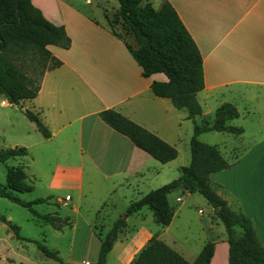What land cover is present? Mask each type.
<instances>
[{
  "label": "crops",
  "instance_id": "1",
  "mask_svg": "<svg viewBox=\"0 0 264 264\" xmlns=\"http://www.w3.org/2000/svg\"><path fill=\"white\" fill-rule=\"evenodd\" d=\"M96 2L92 6L91 0H31L49 22L64 28L70 46L48 48L61 65L44 73L33 100L18 107L0 97L1 106L37 113L50 132V137L44 138L31 122L33 128L26 126L11 148L27 150L25 157L16 158L30 161L28 170L22 166L26 182L29 183V177L37 183L46 180L48 197L55 201L67 199L60 204L62 207L71 205L73 197L93 195L99 197V202H105L104 198L118 192L123 198L129 197L130 204L180 177L178 168L173 166L175 160L166 164L154 160L105 124L99 116L102 111L120 113L177 150L181 143L189 144L190 150L193 135L194 124L187 118V112L151 91L153 82H166L167 77L162 73L142 76L124 41L112 32L108 11L102 2ZM145 2L156 10L165 2L170 3L202 55L204 88L197 94L202 114L196 122L211 119L210 114L223 103L233 104L239 114L229 122L230 126L237 127L235 121L243 116L253 118V131L257 133L253 142L235 147L228 160L221 153L233 166L212 174L210 181L231 209L251 219L264 248V0ZM126 41L136 47L133 38ZM244 133L243 129L242 135H231L242 142ZM189 195L182 186L168 194L173 209L169 226L155 228L149 224L155 222L145 212L147 208L128 217L107 258L113 254L116 264H131L136 254L156 238L188 262L196 259L204 245L213 243L210 264H228L227 236L213 235L217 232L212 222L209 227L202 222L201 240L192 247L165 237ZM71 210L79 216L77 208ZM61 218L71 222L68 216ZM82 221V236L89 246L85 255L94 256V252H99L100 240L93 232V222ZM70 228L75 230L74 242L77 222H71Z\"/></svg>",
  "mask_w": 264,
  "mask_h": 264
},
{
  "label": "trees",
  "instance_id": "2",
  "mask_svg": "<svg viewBox=\"0 0 264 264\" xmlns=\"http://www.w3.org/2000/svg\"><path fill=\"white\" fill-rule=\"evenodd\" d=\"M116 1L119 5L118 12L108 21L112 32L124 41L127 50L141 68L143 77L148 78L157 73L167 77L166 82L151 84L152 93L169 99L176 109L185 110L194 128L190 140V163L180 168L178 179L131 202L104 233L93 226V232L100 240L95 264H106L119 233L126 226V219L142 209L147 208L152 213L157 225L169 226L173 219V209L167 196L181 186L184 192L201 195L213 208L215 217L224 225L229 247L228 264H264V248L257 238L251 219L242 212L231 209L210 181L212 174L226 170L233 164L225 161L218 147L198 140L199 135L207 132L222 131L235 136L242 135V128L229 125L239 115L236 107L231 103H223L215 110L211 119L203 118L200 123L196 122L195 119L202 114L197 94L204 88L203 58L178 14L168 2L156 10L145 0ZM117 26H120L123 33L117 30ZM128 37L134 39L135 48L126 41ZM50 46L69 48L70 39L63 27L49 22L33 6L31 0H0V97L12 106L21 107L24 101L33 100L37 96L44 73L61 65L51 55L48 49ZM24 54L33 55L42 65L38 79L26 74L18 64L20 56ZM24 115L35 124L44 138L50 137V132L37 113L26 109ZM99 116L110 128L127 137L137 148L159 163L166 164L177 158L178 151L174 146L120 113L105 110ZM26 155L24 147L8 148L0 152V162ZM26 179L22 166L8 168L6 184L0 186V197L26 208L33 217L57 231L71 227L68 218L63 219L57 213L40 214L35 210V205L50 203L51 197L25 201L17 195L33 191V186ZM103 208L104 206L97 212V217L101 215ZM0 222L8 226L15 239L34 243L45 257L63 264L58 251L50 250L38 241L24 238L20 234V228L4 215L0 214ZM213 252L214 244L207 243L196 259L188 262L165 242L154 238L136 254L131 264H210Z\"/></svg>",
  "mask_w": 264,
  "mask_h": 264
},
{
  "label": "rangeland",
  "instance_id": "3",
  "mask_svg": "<svg viewBox=\"0 0 264 264\" xmlns=\"http://www.w3.org/2000/svg\"><path fill=\"white\" fill-rule=\"evenodd\" d=\"M91 1L92 6L97 3V0ZM98 1L102 2V6L108 11L111 18L116 16L119 6L116 0ZM117 30L123 33L120 26H117ZM18 64L26 74L35 79L39 78L43 69L36 57L31 54L20 56ZM215 110L210 114L211 117L214 116ZM235 122L237 127H242L245 132L242 137L243 141H240L241 143L237 140V137L222 132L205 133L199 137V141L208 145H216L223 156L228 160L233 154L232 152L235 147H240L239 145H248L253 142L257 135V133L253 131L254 125L252 116H243ZM26 126L33 128V124L26 118L23 111L19 108L4 107L0 105V152L11 148L13 143L18 141V138L22 135L23 129ZM177 151L179 152V155L174 159L173 166L178 168L176 171H178V175L180 176V168L188 166L190 163L189 144L185 145V143H181L178 146ZM29 162L30 161L28 160L22 161L21 159L16 158L9 159L4 163L0 162V186H5L6 184V173L8 168L23 166L25 170H28L27 163ZM33 169L34 166L31 170ZM171 171H173V167ZM174 177L178 176L175 174ZM176 179L178 178H175V180ZM39 181L40 182L37 183L29 177L28 184L33 185L34 190L30 193L17 195L25 201H34L38 198L48 197L49 191L45 185L46 180L42 179ZM214 189L217 192V188ZM85 191L87 190L85 189ZM118 193L104 198L105 202H99L97 199L99 197L87 195L79 199L73 197L72 204L66 207H62L60 204L67 202V199H65V201H55L52 199L53 202L34 206L35 210L40 214L54 212L57 213L59 217H70L73 224L77 222V238L75 237L74 242L73 234L75 230L73 231L70 227H65L60 232L56 231L51 225L33 217L26 208L2 197H0V214L4 215L12 224L17 225L20 228L21 236L24 238L38 241L48 249L58 251V256L63 264H83V260L93 264L97 261L98 254L94 252V256L91 253L88 256L85 255L87 247L89 246L85 244V237L82 236V219L90 223L93 222V226H96L97 231L104 233L110 228L109 226L112 225L113 222L119 219L129 205L127 203L129 197L123 198ZM170 203H173L172 198H170ZM103 205L104 208L101 211V215L97 217V212L101 210ZM172 205H174V203ZM72 208L78 209L79 216L71 210ZM145 212L150 216L152 215L148 209H145ZM202 222L207 223V227H209L210 222H212L211 225L215 232H217L213 235H218L220 237L226 236L225 227L215 217L213 208L201 195L191 194L183 200L182 210L180 214L176 216L173 227L165 234V237L169 240L180 242L186 247H192L201 240ZM149 224H152L155 228L156 226L161 228V226L156 223ZM0 264L62 263L45 257L37 249V246L34 243L15 239L8 226L0 222ZM106 264H116L113 254L109 255Z\"/></svg>",
  "mask_w": 264,
  "mask_h": 264
},
{
  "label": "water",
  "instance_id": "4",
  "mask_svg": "<svg viewBox=\"0 0 264 264\" xmlns=\"http://www.w3.org/2000/svg\"><path fill=\"white\" fill-rule=\"evenodd\" d=\"M25 112V110H23Z\"/></svg>",
  "mask_w": 264,
  "mask_h": 264
}]
</instances>
